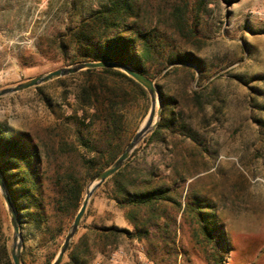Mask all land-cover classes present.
<instances>
[{"label": "rangeland", "instance_id": "rangeland-1", "mask_svg": "<svg viewBox=\"0 0 264 264\" xmlns=\"http://www.w3.org/2000/svg\"><path fill=\"white\" fill-rule=\"evenodd\" d=\"M131 2L153 11L158 0ZM193 2L190 0V7ZM209 2L199 25L191 23L194 35L187 30L176 35L168 31V58L181 44L203 66L200 104L191 95L198 89L199 73L192 82L182 69L159 82L157 75L152 79L155 85L176 100L173 106L162 101L159 117L164 109L166 118H178L174 133L167 137L174 147L144 145L149 134L136 147L139 162L156 164L155 174L169 178L172 201L163 206L166 218L159 221L161 226L168 223V242L153 241L161 228L149 229V242L139 238L138 230L129 223V209L112 200V183L102 184L91 196L71 240L77 244L78 257L89 260L88 264H215L211 246L198 233L189 208L213 214L225 243L222 264H264V0ZM97 5L98 0H0V90L87 62L72 63L74 54L67 51L62 55L52 40ZM81 81L76 73L1 97L0 128L8 134L30 133L41 141L57 142L62 133L53 129L74 109L73 96ZM149 107V97L124 105L125 125L116 144L123 145L122 150ZM68 141L73 145L71 151L49 155L50 171L61 162L71 167L85 180L83 200L86 187L101 172L95 174L107 156L86 170L82 158L87 154L72 133ZM175 172L190 179L173 183ZM76 212L56 215L42 233L33 234L18 222L20 263L51 264ZM11 243L12 229L0 195V264H12ZM66 252L60 264H70Z\"/></svg>", "mask_w": 264, "mask_h": 264}, {"label": "trees", "instance_id": "trees-1", "mask_svg": "<svg viewBox=\"0 0 264 264\" xmlns=\"http://www.w3.org/2000/svg\"><path fill=\"white\" fill-rule=\"evenodd\" d=\"M209 3V0H194L190 7V0H158L152 11L142 10L131 0H98L95 8L55 36L53 47L62 55L71 51L74 54L72 63L121 62L151 80L160 74L158 82L178 69L184 70L192 82L197 72L198 89L191 91V95L192 100L200 104L204 88L199 77L203 66L198 56L181 44L175 46V54L168 58V31L176 35L187 30L194 35L191 23L194 27L199 25ZM168 66L172 67L168 69ZM77 75L82 77V81L73 96L74 109L69 110L65 121L53 129L62 133L57 142H44L30 133L8 134L0 128V175L20 228L25 225L33 234L47 230L56 215L74 214L82 201L85 180L71 167H64L63 162L51 172L49 155L57 150L63 154L68 148L71 151L73 145L68 137L72 133L87 154L82 158L86 170L93 169L98 159L107 156L95 174L102 171L121 153L123 145L116 144L125 125L124 105L138 98L148 100L145 89L118 70L88 69ZM157 87L163 103L173 106L176 100L168 98L161 87ZM163 113L164 109L155 129L143 140L144 145L158 143L164 149L174 147L167 137L174 133L179 120L173 115L166 118ZM179 125L185 128V124ZM138 152L139 148H136L123 167L104 184L112 183V200L129 209V223L138 230L136 235L139 238L149 242V229L159 231L161 228V234L153 241L167 243L168 223L161 226L159 221L166 218L163 206L172 201L169 178L155 174L156 164L139 162ZM171 176L173 183H184L190 179L178 175V172ZM194 201L197 203L196 199ZM189 210L195 216L198 233L211 246L212 260L215 264H222L225 243L212 220L213 214L201 209ZM108 230L112 231V228ZM66 253L70 264L89 262L78 257L77 244L73 245V242Z\"/></svg>", "mask_w": 264, "mask_h": 264}, {"label": "water", "instance_id": "water-1", "mask_svg": "<svg viewBox=\"0 0 264 264\" xmlns=\"http://www.w3.org/2000/svg\"><path fill=\"white\" fill-rule=\"evenodd\" d=\"M114 69L122 72L136 83H138L141 87L145 89L149 97V111L143 120L142 124L136 130L134 135L131 137L128 144L124 147L122 152L117 156V158L103 171L97 174L88 184L84 191V198L78 208L72 223L64 237L63 243L54 258L51 264H60L62 258L69 248L72 238L76 234L79 224L82 220V217L86 211L88 202L93 195V193L105 183L107 179L113 176L116 172H118L123 165L126 163L132 152L138 146V144L148 135L150 134L155 127L157 126L159 117H160V108L162 105V97L161 94L155 85L154 81L142 75L141 73L135 71L127 64L121 62L114 61H87L80 62L68 67H63L56 69L54 71L48 72L46 74L39 75L32 79H29L26 82L19 83L13 87L4 88L0 90V98L4 96H8L17 92H21L27 90L29 88L37 87L42 84H45L51 80L58 79L61 77H66L69 75H74L80 71L88 70V69ZM0 195L4 201L8 216L9 223L12 229V243L10 249V257L12 264H21L20 263V253H21V237L19 232L18 220L15 213V209L10 201L8 192L6 191L1 175H0Z\"/></svg>", "mask_w": 264, "mask_h": 264}]
</instances>
